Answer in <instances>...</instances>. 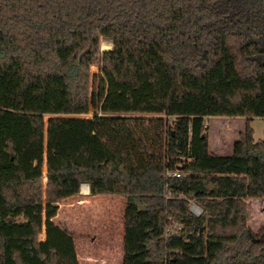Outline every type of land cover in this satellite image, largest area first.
I'll return each mask as SVG.
<instances>
[{
    "label": "trees",
    "instance_id": "16d2710c",
    "mask_svg": "<svg viewBox=\"0 0 264 264\" xmlns=\"http://www.w3.org/2000/svg\"><path fill=\"white\" fill-rule=\"evenodd\" d=\"M206 118H245L241 150L210 153ZM251 118L264 0H0V264H77L53 220L81 185L124 198L121 264H264Z\"/></svg>",
    "mask_w": 264,
    "mask_h": 264
},
{
    "label": "rangeland",
    "instance_id": "374dc122",
    "mask_svg": "<svg viewBox=\"0 0 264 264\" xmlns=\"http://www.w3.org/2000/svg\"><path fill=\"white\" fill-rule=\"evenodd\" d=\"M110 48V42L99 43L100 51ZM97 71V67L92 66L89 68V75L92 76ZM91 113L89 111L87 115L79 118L90 119ZM152 117H159L170 123V119L164 116ZM145 118H151V116H145ZM247 120L252 132V141L259 143L264 140V118ZM245 123V118L204 119L208 149L222 154L239 152L241 150L239 136L243 132ZM41 183L44 187L45 180L43 179ZM80 190L77 195L57 204V215L53 222L71 235L77 264H121L124 198L121 196L92 197L88 194L82 195ZM245 225L254 235L264 230V198L246 201ZM40 238H43L41 233L38 239L42 240Z\"/></svg>",
    "mask_w": 264,
    "mask_h": 264
},
{
    "label": "crops",
    "instance_id": "0c3cea01",
    "mask_svg": "<svg viewBox=\"0 0 264 264\" xmlns=\"http://www.w3.org/2000/svg\"><path fill=\"white\" fill-rule=\"evenodd\" d=\"M209 150V152L210 153H212V154H215V155H217V156H227V155H229L228 153H226V154H222L221 152H219V151H214V150H210V149H208ZM221 153V154H220ZM82 186V185H81ZM80 186V187H81ZM84 186H86L87 187V194H88V186L87 185H84ZM79 190H80V188H79ZM79 194H80V192H79ZM41 234H42V236H43V239L42 240H39V241H43L44 240V233H43V231H41Z\"/></svg>",
    "mask_w": 264,
    "mask_h": 264
},
{
    "label": "built area",
    "instance_id": "2783aa9c",
    "mask_svg": "<svg viewBox=\"0 0 264 264\" xmlns=\"http://www.w3.org/2000/svg\"><path fill=\"white\" fill-rule=\"evenodd\" d=\"M175 176H178V175H175ZM83 186H84V185H82L80 188H82ZM189 209H190V212H191L193 215H195V216H197V215L200 214V210H199L197 207H195L194 205H190Z\"/></svg>",
    "mask_w": 264,
    "mask_h": 264
},
{
    "label": "bare ground",
    "instance_id": "6f19581e",
    "mask_svg": "<svg viewBox=\"0 0 264 264\" xmlns=\"http://www.w3.org/2000/svg\"><path fill=\"white\" fill-rule=\"evenodd\" d=\"M84 191V192H83ZM87 192V187L86 186H83L82 188H81V193H83V194H87L86 192Z\"/></svg>",
    "mask_w": 264,
    "mask_h": 264
}]
</instances>
